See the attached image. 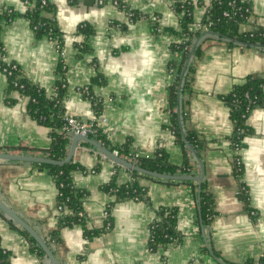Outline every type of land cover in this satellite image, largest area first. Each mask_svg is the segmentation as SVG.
<instances>
[{"label":"crops","instance_id":"1","mask_svg":"<svg viewBox=\"0 0 264 264\" xmlns=\"http://www.w3.org/2000/svg\"><path fill=\"white\" fill-rule=\"evenodd\" d=\"M49 1L54 7L60 49L55 41L34 33L23 17V0H0V45L5 60L15 63L24 79L44 89L48 97L55 95L57 67L62 62L67 84L64 111L68 115L82 123L95 122L111 146L129 140L132 152L149 156L160 148L169 164L180 167L184 148L167 128L170 89H176L185 115L183 121L179 119V127L194 167V175L189 176L200 174L199 159L201 183L213 200L214 211L209 224L200 226L196 182L197 189L182 181L149 177L136 179L146 189V200L112 204L113 197L102 187L112 179L117 185L130 183L131 172L79 143L72 162L83 170L73 171L71 182L86 193L82 200L84 227L60 230V242L48 247L57 263L257 264L264 258V103L247 116L245 123L251 133L235 152L230 144L234 125L223 98L247 77L264 75V52L228 46L217 37L201 39V58L189 77L188 92L180 94L188 60L182 64L181 55L171 48L180 38L168 29H178L180 15L169 0ZM185 1L194 3L191 28L196 30L209 0ZM248 3L250 15L240 25V32L264 27V0ZM3 9H12L16 18L7 22L1 15ZM128 10L138 13L139 18L129 20ZM83 24L93 31L87 39L78 33ZM82 45L88 50H80ZM96 76L104 82L101 87L92 86L102 103L98 117L79 92ZM176 111L180 113V105ZM187 131L202 143L198 152L192 148L195 156L187 146ZM72 138L68 137L67 152ZM50 144L49 129L30 116L27 97L11 89L0 73V152L47 158ZM237 157L242 165L240 174L234 167ZM35 165L0 160V202L45 242L60 226L57 188L52 176ZM160 209L174 210L180 240L150 251L148 229ZM19 229L0 211V248L8 254L9 264H50L33 250ZM92 230L99 232L87 240L85 231Z\"/></svg>","mask_w":264,"mask_h":264},{"label":"trees","instance_id":"2","mask_svg":"<svg viewBox=\"0 0 264 264\" xmlns=\"http://www.w3.org/2000/svg\"><path fill=\"white\" fill-rule=\"evenodd\" d=\"M171 2V8L175 13L180 15L179 26L177 30L168 29V32L180 38L178 43H172L171 48L173 51L179 53L182 58V64L187 60V66L182 78L180 94L184 91L188 92L190 84V76L194 71L195 62L201 58V44L195 47L191 60H189V52L196 40L200 41L206 37H217L219 40H224L228 46H241L247 48H255L261 52H264V27L256 26L250 32H240V25L247 22L250 15L249 3L245 0H210L207 6V10L204 18L201 20V26L207 22H211L208 31H204L199 28L193 30V9L194 3L185 0H169ZM229 2H234L233 5H229ZM25 6V12L23 17L27 19L34 33L38 37H47L48 39L55 41L59 49L61 47L60 34L57 30L54 20V7L49 0H27ZM248 6V7H247ZM238 8H240L238 10ZM246 8V11H245ZM224 11L229 12L230 15L234 13V16L223 17ZM129 20L134 21L139 18V14L134 11H127ZM1 15L7 22L16 18V13L11 9H3ZM157 29V28H156ZM78 33L84 39L89 38L93 31L87 25H81L78 28ZM260 35V36H259ZM263 35V36H262ZM208 39V38H206ZM188 46L189 50H184V47ZM80 50L87 51L86 45H82ZM15 66L12 69L11 75H6L8 86L11 89H15L21 95L28 99V110L30 116L36 120L39 124L49 129L51 144L46 151L48 159L54 161H62L67 155L68 137L64 135L62 131L63 127V115L64 111V99L67 89L65 79V67L62 62L58 64L57 73L59 76L58 81L54 85L55 95L48 97L44 89L39 86L32 85L26 79H24L20 68L13 62H7L5 60L4 51L0 45V70L8 66ZM15 84V85H14ZM103 86L104 82L100 76L94 77L90 85L79 89L80 95L83 99L90 101L94 114L98 117L102 113L101 100L96 101L92 91V86ZM264 75H252L246 78L245 82L233 88V90L226 95L223 100L225 101L229 112L230 118L234 125V131L231 141V148L234 150L235 146H241L242 140L251 133V130L246 125V118L253 108L262 104L264 99ZM180 105V113H178L177 107ZM175 110V111H174ZM183 101L177 99L176 89L173 87L170 89V123L167 126L168 130L174 135L178 144H181L184 148V159L182 166L176 167L168 163L167 154L162 149H157L150 157H141L136 161V165L140 168L158 172L163 174H179V175H194L193 166L189 163V157L187 150L185 149V143L183 142V136L179 127V119L183 121L185 115L183 114ZM89 138L101 143L104 147L110 151H116L120 157H127L132 154L129 149V140L120 146H111L106 140L105 136L97 130L94 135H90ZM186 140L191 147L198 152L202 143L198 140L197 136L192 132H186ZM89 146L88 144H84ZM35 165V164H34ZM40 170L47 171L53 178L57 188V207L59 210V222L60 226L56 231L51 232L48 238L45 239V243L50 247L51 243L60 242V230L65 227L74 225H81L84 227V217H79L78 213L83 212L82 200L86 196V193L76 189L71 182V173L75 170H83L78 164L70 161L61 166H52L37 164L35 165ZM240 174L242 166H240ZM96 170V168L94 169ZM131 172V171H130ZM133 180L125 185H117L112 179L108 184L102 187V190L109 193L113 197V203L123 200L144 201L146 189L137 183V178H148L135 172H131ZM152 180V179H150ZM173 183V182H168ZM185 184H193V182H182ZM196 189L198 186H196ZM246 201L247 197L243 196ZM110 204V206L112 205ZM197 206H198V218L197 224L200 226H207L214 216L213 200L211 196L205 191L203 183L199 185V191L197 194ZM107 211V210H106ZM109 211V209H108ZM108 213V212H107ZM108 224V223H107ZM106 224V225H107ZM21 233L32 243L33 250L40 256L45 257L42 250L35 244L30 236L21 230ZM149 236L147 241V247L150 251H156L161 247H165L170 244H178L180 237L176 231V217L175 212L172 209H160L157 212L156 217L149 225ZM99 231H85V237L87 240H91ZM216 256V255H214ZM8 254L0 248V264H9ZM219 264V263H218ZM245 264H251L247 262ZM257 264H264V258L259 259Z\"/></svg>","mask_w":264,"mask_h":264},{"label":"water","instance_id":"3","mask_svg":"<svg viewBox=\"0 0 264 264\" xmlns=\"http://www.w3.org/2000/svg\"><path fill=\"white\" fill-rule=\"evenodd\" d=\"M197 41L193 44L191 47V50L189 52V57L192 56L195 47L197 45ZM188 61L186 62V64ZM185 64V65H186ZM183 72L181 74V77L183 76ZM264 103V99H263ZM79 143H85L91 146L98 152L99 154L103 155L110 161L114 162L115 164L127 169L128 171L135 172L137 174H140L142 176H146L152 179L157 180H163V181H178V182H196L198 185H200L202 178H203V169L202 164L199 161V159L196 158L199 168H200V174L198 176H187V175H171V174H163L158 172H152L147 171L139 166L132 164L126 160H124L122 157L114 154L112 151L104 147L101 143L95 141L94 139H91L89 137L84 136H73L67 155L65 159L62 161H54L48 158L34 156V155H25V154H12V153H6V152H0V160L3 161H11V162H23V163H29V164H44V165H52V166H61L66 163H69L72 161V158L74 156L75 149ZM189 150L192 152V154L195 156V152L192 149V147L187 144ZM0 211L4 213L9 219H11L13 222H15L21 229H23L38 245V247L42 250L45 257L48 259L50 264H58L56 259L54 258L52 252L48 248V246L45 244V242L42 240V238L30 227L25 221H23L17 214H15L13 211H11L8 207H6L2 202H0Z\"/></svg>","mask_w":264,"mask_h":264},{"label":"built area","instance_id":"4","mask_svg":"<svg viewBox=\"0 0 264 264\" xmlns=\"http://www.w3.org/2000/svg\"><path fill=\"white\" fill-rule=\"evenodd\" d=\"M216 1L220 2L221 0H216ZM245 1L248 2V0H245ZM23 4L26 5L27 4V0H23ZM233 4H234V2H229V5H233ZM239 9L240 8H238V10ZM245 11H246V8H245ZM9 12H11V9H9ZM130 16L131 15H128V17H130ZM222 16L223 17H230V16H234V13H232V15H230L229 12L224 11ZM210 25H211V22H207L203 26H201V24L198 23L197 25H195V28L196 29L201 28V29H203L204 31L207 32L209 27H210ZM251 30L245 31V32H250ZM176 43H178V41ZM56 48H59L57 43H56ZM187 49L189 50V47L185 46L184 50H187ZM60 55H62L61 52H60ZM12 69H15V66H8V67H5V68H2L0 70V73H2L4 76L11 75L12 74ZM94 98H95L96 101L100 100V97L98 95H96V97H94ZM62 120H63V124H64L63 127H62V131L64 132V135L67 136V137L75 136V135L89 137L90 135H94L97 132V130H98L97 127H96V123L95 122L82 123L79 120H77V119L71 117L70 115H68L66 112L64 113ZM239 149H240L239 147L235 146L233 151L237 152ZM113 153L117 155L116 151H113ZM150 156L149 155L140 154L139 152H132V154H129L127 157H124V158L122 157V158L124 160L136 165V161H137L138 158L150 157ZM234 165L236 166V170L239 172L240 171V166H242V165H241V161H240V159L238 157L235 159ZM103 214H104V216H107V211H104ZM251 214H253V213L251 212ZM78 215H79V217H84V213L83 212H79Z\"/></svg>","mask_w":264,"mask_h":264}]
</instances>
